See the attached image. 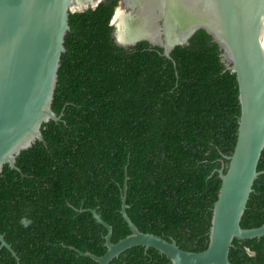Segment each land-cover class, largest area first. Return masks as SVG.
<instances>
[{"label":"trees","instance_id":"1","mask_svg":"<svg viewBox=\"0 0 264 264\" xmlns=\"http://www.w3.org/2000/svg\"><path fill=\"white\" fill-rule=\"evenodd\" d=\"M120 0L72 14L53 103L61 121L43 125L45 142L22 152L17 169L0 175V264H98L131 235L128 214L144 233L188 252L208 248L222 186L219 170L237 144L241 106L236 74L204 31L171 58L141 43L126 50L112 40ZM264 171V152L259 164ZM227 169L225 170V172ZM21 218L32 221L29 227ZM241 226H264V174L254 184ZM232 264H264V237L235 239ZM111 264H171L135 247Z\"/></svg>","mask_w":264,"mask_h":264},{"label":"water","instance_id":"2","mask_svg":"<svg viewBox=\"0 0 264 264\" xmlns=\"http://www.w3.org/2000/svg\"><path fill=\"white\" fill-rule=\"evenodd\" d=\"M105 0H0V175L5 165L18 169L17 159L37 142H45L43 125L59 122L53 110L55 92L72 14L95 10ZM120 10L121 16L116 18ZM123 23L119 25V21ZM112 40L131 50L141 43L164 51L167 58L192 37L206 32L221 51L227 70L236 74L241 116L237 144L228 165L219 170L222 186L214 206L210 241L203 252L183 250L176 240L142 232L128 214V181L122 196L123 219L131 235L113 243L108 230L107 252L80 253L98 264H111L135 247L151 248L171 264H232L235 239L264 237V226L244 229L242 218L264 152V0H120L112 19ZM126 36L118 40V34ZM227 171L225 172V170ZM2 248L19 258L0 234Z\"/></svg>","mask_w":264,"mask_h":264},{"label":"bare ground","instance_id":"3","mask_svg":"<svg viewBox=\"0 0 264 264\" xmlns=\"http://www.w3.org/2000/svg\"><path fill=\"white\" fill-rule=\"evenodd\" d=\"M118 16L116 17V18H119L120 16H121V12H120V10L118 11V14H117ZM123 23V20H120L119 21V25L120 24H122ZM125 36H126V34H125V32L124 31H121L119 34H118V40L119 41H122V40H124L125 39Z\"/></svg>","mask_w":264,"mask_h":264},{"label":"clouds","instance_id":"4","mask_svg":"<svg viewBox=\"0 0 264 264\" xmlns=\"http://www.w3.org/2000/svg\"><path fill=\"white\" fill-rule=\"evenodd\" d=\"M20 223L22 224V226H24V227L27 228V227L30 226V224L32 223V221L29 220V219H27V218H21Z\"/></svg>","mask_w":264,"mask_h":264}]
</instances>
